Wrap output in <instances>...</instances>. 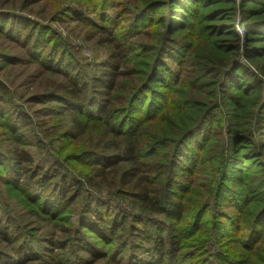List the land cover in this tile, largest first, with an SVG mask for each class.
<instances>
[{
  "label": "trees",
  "instance_id": "trees-1",
  "mask_svg": "<svg viewBox=\"0 0 264 264\" xmlns=\"http://www.w3.org/2000/svg\"><path fill=\"white\" fill-rule=\"evenodd\" d=\"M138 1L129 7L120 0H97L85 11L68 6L62 12L89 28L97 44L109 47L108 58L95 67L97 74L79 66L70 53L75 46L54 35L48 25L12 24L8 31L0 26L8 41L41 66L48 85L40 86L38 105L67 120H47L40 129L43 137L59 134L65 122L68 139L97 135L100 141L92 150H83L81 158L76 156L86 168L85 184H72L59 173L33 165L31 152L24 148L32 144L30 123L25 113L5 104L7 94L0 86V124L19 145L7 153L0 150V165L8 169L2 182L7 192H18L22 206L18 213L9 209L8 214L0 199V248L5 249L0 251V264H41L46 254L48 264H94L104 256L99 243L108 246L107 255L115 262L110 264H249L246 255L264 246V227L248 220L250 208L264 201L263 176L253 187L248 184L249 191H255L252 195L223 188L238 178L228 176L236 169L230 151L243 146L257 152L248 146L255 135L239 126L243 112L254 110L255 122L264 123V114L259 115V109L264 111V46H259L264 42V0ZM109 8L115 12L108 14ZM155 9L168 16H156ZM151 25L164 27V32L148 35ZM180 31L190 37L186 46L170 37ZM145 35L146 42H141ZM194 46L200 49L196 54ZM1 57L8 58L6 50ZM240 57L245 63L238 61ZM217 104L236 111L226 114L233 119L225 127L222 147L209 143ZM39 138L34 136L36 144ZM257 143L264 150V141ZM224 150L229 154L225 163ZM102 190L112 192V198L103 199L97 193ZM78 198L82 204L74 209ZM25 205H30L26 213L21 212ZM31 208L48 216L62 214L63 220L73 214L70 224L77 236L49 238L46 254L43 246L38 253L21 244L23 235H29L23 217L31 215ZM12 223L15 233L9 231ZM183 225L190 228L182 231ZM189 230L202 234L193 255L182 252ZM84 232L87 237L81 236ZM228 241L240 246V252L230 257L224 247Z\"/></svg>",
  "mask_w": 264,
  "mask_h": 264
},
{
  "label": "rangeland",
  "instance_id": "rangeland-1",
  "mask_svg": "<svg viewBox=\"0 0 264 264\" xmlns=\"http://www.w3.org/2000/svg\"><path fill=\"white\" fill-rule=\"evenodd\" d=\"M79 1L80 4L77 3ZM93 1L96 2L97 0H0V13H12V15H6V17L5 14L0 15V26L5 27V30L8 31L11 29L12 24L15 27L20 28L25 26L30 28L36 22H38L41 26L48 25L50 28L55 30V33H53L54 35H61L64 39L68 40L72 46H75L73 47V50L70 51V53L71 56L74 57L77 64L79 66H83L84 69L89 70L86 71L88 74L96 73L95 67L99 66L108 58L109 47L107 45L97 44V37L91 32L89 28L71 21L70 19L68 20L62 15V12L68 6L85 11L88 6H92L91 4ZM120 1L123 5L128 4L129 7H134V5L139 4L138 0ZM235 1L237 2L238 0ZM191 6H195V4H191ZM105 11H107L108 14H111L115 12V9L109 8ZM157 11L158 9H155L154 13L156 14ZM160 13L163 16H168L166 11L161 10L156 14V16H158ZM234 27L241 35L243 32L241 25L235 22ZM149 28L150 29H148L146 32L148 35H152L155 31L164 32V27L162 26L151 25ZM170 37L176 42V44H182L184 46H186L190 39V37H186L185 33L181 31ZM145 40H147L146 35L143 37L141 42H146ZM259 46H264V42ZM4 50H6L8 57L4 58L10 60L11 62L6 63L5 59L1 57ZM199 50L200 49L195 46L192 49L194 54H196ZM238 61L242 64L245 63L243 57H240ZM167 63L169 65L172 63V61L167 60ZM87 66H89V69H87ZM41 71V66L31 62L25 50L17 48L12 42L8 41L7 38L0 33V86L4 88V91L7 94V100L4 101L5 104H8L9 108L12 110L25 113L24 115L30 123L29 131L32 135V139H30L32 144L28 145L29 147L24 148L31 152L34 160L33 165L43 167V170H47L49 172L59 173L65 176L66 181L70 180L72 184L75 183L73 180H77L78 182H83L85 184L86 168L80 161L77 160L76 156L77 154L78 156L83 154V150H92L93 146L99 145L100 141L98 140L97 135L95 138L93 135H88L86 138H82L81 141H76L71 138L68 139L67 134L70 133V128L66 126L67 123L65 122L63 124L60 123L59 134H55L52 137H47L48 139L43 137L42 131H40V129L41 125H44L46 122H48L47 120L50 122L67 120L64 119V117H59L56 111H53L52 109L43 105H38L36 102L38 99L35 96L36 94L41 93L40 86H44L45 84L42 75H40ZM261 79L264 83V76H261ZM155 86L158 85H154V87ZM155 88L160 87L158 86ZM45 101L46 100H44V102ZM55 104V101L51 102L52 106ZM214 108L215 110L212 112L210 118V122L214 121V125L210 126L212 133L209 143L222 147V144H224V137L226 136L225 127L233 119L232 115L226 114L230 112L235 113L236 111H234L231 107H227L222 104H217ZM251 112H254V110H251ZM251 112H243V118L241 119L242 124H239V126L241 129L249 132V134L255 135L252 140L249 139L248 146L252 145L254 150L257 149V152L250 151L248 148L245 149L243 146H235V148L230 151V156H232V161H234L232 162L233 167H236L237 171L235 172L236 169L232 170L228 176L232 177V174H238V178L234 177V179H230L232 182L225 183V186L223 187L243 195H248V193L252 195L255 193V191H251L253 193L249 191L251 190L250 188L253 187L252 183L254 184V180L256 178L263 176L262 179H264V171H262V169L264 170V150H262V147L260 150V146H258L257 143L259 139L264 141V136L261 135L264 133V123L255 122V120L258 118L254 117ZM259 112V115L264 114V111H261L260 109ZM44 114H46V116H44ZM3 118L4 117L0 114V120H3ZM216 120L218 121L216 122ZM39 132H41V134ZM11 134V131L6 128V125L0 124V150L3 153H7L6 149L19 146L18 144L14 143L12 139H10ZM249 134H247V136H249ZM34 136H37L38 138L40 136L43 139L41 140L39 138L41 143L36 144ZM27 137L28 134L25 136V138ZM20 147H22V145ZM219 152L220 150L218 149L216 155H218ZM222 154L225 158L223 163H225L227 161L225 157L226 154L229 156L228 151L224 150ZM79 158H81V156ZM7 170V168H2V165H0V199L5 200L6 203L1 202V204L8 208V214L9 209L11 214H13L14 212L20 211V207L22 206L18 205V192H7L3 185L2 178L5 177ZM220 175L222 177V174ZM196 178L200 180L203 178V175H196ZM262 182L264 184V180ZM249 183L252 187L248 185ZM84 187L86 188V186ZM94 192L96 193V191H93L91 193L92 196H96ZM97 193L102 195V197H104L103 199L108 200V198H112V192L110 193L108 191L102 190L101 193ZM79 201V198L73 201L74 209L80 208L79 205H81L82 202L78 203ZM258 202L260 201L258 200ZM263 202L264 201L260 202L258 206H253L250 208L252 215L248 217V220L251 222L253 218L255 221H258L257 226L261 225L264 227V208H262V205L264 204ZM28 206L30 207V205H25L21 212L28 210ZM31 210H33L31 215L26 214L25 217H23V229L24 232L29 234V237L24 234L21 241H18L21 244H26V246L31 247L33 250L35 249V251L38 253H41L40 247L43 246L42 248L46 254V250L49 247L46 241H48L49 238L65 240L68 239L67 236H77L72 233V225L70 224L75 220V216L73 214L69 215L67 220H63L61 219V216H63L62 214L57 213L54 216H48V214L45 215L42 213V210L40 209L31 208ZM191 211L192 210L189 211V214ZM254 213L255 216L253 217ZM185 222H188L189 225L191 224V220L189 219H186ZM11 226L9 231L15 233V231H13V226L15 225L12 223ZM187 226L183 225L181 230L187 231L190 228ZM195 233L198 234H191L190 231L191 236L189 235L190 237L184 240L185 244H183L182 251L184 254L197 252V249H199V247H194V243H196V240L202 234L197 231H195ZM87 234L88 233L84 232L81 234V236L83 237L84 235V237H87ZM90 234L92 236L93 233ZM94 239L96 240V237H94ZM89 242L91 243L93 241L89 240ZM224 247L230 257L231 255L234 256L235 253L240 252L238 251L240 246L238 247L234 241L226 242ZM68 249H70L69 245L66 247V250ZM98 249L102 254H104V256L103 258L100 257V260L94 264L115 263L111 260L110 256L107 255L108 246L99 243ZM1 250L5 252L4 248H0V251ZM191 255H193V253H191ZM246 257L249 264H264V246L261 249L256 250L254 253H248ZM49 262L50 259L46 254V257L43 258V262L41 264H48ZM8 263L10 264V262ZM28 264L40 263L35 261L34 263L30 262ZM116 264L124 263L116 262Z\"/></svg>",
  "mask_w": 264,
  "mask_h": 264
}]
</instances>
